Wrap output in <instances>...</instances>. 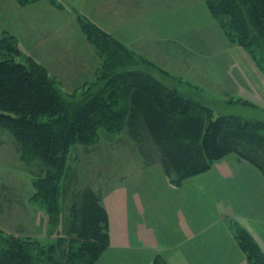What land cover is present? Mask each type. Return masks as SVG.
Masks as SVG:
<instances>
[{
  "label": "crops",
  "instance_id": "crops-1",
  "mask_svg": "<svg viewBox=\"0 0 264 264\" xmlns=\"http://www.w3.org/2000/svg\"><path fill=\"white\" fill-rule=\"evenodd\" d=\"M81 18L154 63L159 68L154 76L188 98L199 102L198 95L205 93L238 91L252 102L264 99L262 92L252 95L255 87L264 92L263 72L244 48L227 39L204 0H36L24 6L16 0H0V37L15 35L23 52L36 53L34 58L51 75L55 69L53 78L61 81L57 72L81 68L84 80L92 73L91 63L96 68L100 63L80 27ZM76 74L70 73L72 82H79ZM90 81L91 77L75 89ZM234 154L182 181L156 163L160 171L152 176V188L133 194L152 196L141 215L152 213V252L144 240L135 243L122 236L108 253L140 251L152 258V264L157 255L169 264H249L236 240L235 226L245 229L264 253V170ZM201 179L211 184L203 190L194 185L190 193L183 189ZM118 195L125 197L130 191L120 190ZM125 213L122 202L117 216L130 221Z\"/></svg>",
  "mask_w": 264,
  "mask_h": 264
},
{
  "label": "trees",
  "instance_id": "trees-1",
  "mask_svg": "<svg viewBox=\"0 0 264 264\" xmlns=\"http://www.w3.org/2000/svg\"><path fill=\"white\" fill-rule=\"evenodd\" d=\"M19 1L24 6L36 0ZM204 1L227 39L244 48L264 73L260 59L264 54V0ZM79 23L100 64L94 81L85 88L84 95L89 96L65 109L47 70L24 55L13 35L0 38V124L33 156L63 175L72 142L88 144L99 128L116 132L124 124L135 142L152 152V165L159 163L178 181L209 171L230 152L264 170V134L258 124L253 129L249 121L241 125L236 116L214 117L207 106L158 80L153 71L159 68L154 63L90 20L81 18ZM123 96L128 99L124 112ZM37 185L38 194L52 207L59 194L57 176ZM100 199L89 191L81 206L74 205L68 236L83 244L77 252L70 247L62 257L66 242L62 241L55 261L50 257L51 264H94L109 248V219ZM99 212L101 216H96ZM234 231L248 263L264 264V253L254 238L242 227L235 226ZM0 246V264H35V248L23 241L9 236L0 239ZM153 264L169 263L157 255Z\"/></svg>",
  "mask_w": 264,
  "mask_h": 264
},
{
  "label": "rangeland",
  "instance_id": "rangeland-1",
  "mask_svg": "<svg viewBox=\"0 0 264 264\" xmlns=\"http://www.w3.org/2000/svg\"><path fill=\"white\" fill-rule=\"evenodd\" d=\"M16 1L20 4L19 0ZM13 36L18 43L17 37ZM31 53L37 56L36 53ZM34 55L29 56L34 58ZM95 59L100 63L99 57H95ZM260 59L263 60L264 64V54L260 55ZM21 60L24 61L23 58ZM38 62L53 78L55 69L52 68L53 75H51L44 63ZM45 62L48 64L46 59ZM94 63H91L92 76L89 73L87 76L83 75L86 76L84 79L86 81L91 77L90 83L94 81L97 72ZM82 71L81 68L66 69L65 74H62L61 71L57 72L59 78L62 79L61 81L53 78L60 91L61 95L58 96L62 100L64 109L69 104L75 101H83L89 96L84 95L85 88L89 83L75 89L84 81L80 77ZM70 73H77L79 82H72ZM257 91L264 95L260 86L253 89L252 95H258ZM74 93L76 95H72ZM245 96L247 95H241L235 91L233 95H208L205 93V95H198V98H201L200 104L213 111L214 117H239L241 125L245 121H249L251 128L258 124L260 133L264 134V99L262 101L257 96L256 99L260 101L252 102L247 100ZM122 98L124 100L122 111L124 112L128 105V99H125V96ZM245 100L251 104H243L242 101ZM97 134L96 138L88 144L85 141L84 143L72 142L69 155L65 161V171L62 175L59 174V170L53 169L38 157L33 156L28 148L20 144L11 130L0 124V239L2 241V239L13 236L29 247L35 248L33 250L35 264H51L50 257H53V261H55V257L58 255V246L64 240L66 242L63 244L65 250L62 257L69 253L70 247H73L74 252L80 249L83 243L74 241L73 237H69L68 229L70 221L73 219L72 208L74 205L81 206L83 198L87 196L89 191L101 198L100 206L108 216L109 248L117 242H121L123 236V238L127 237L128 240L135 241V243L144 240L147 251L152 252V213L146 212L144 215L148 218L147 221L144 216H141L147 207H150L149 197L152 198V196L136 197L133 194L149 191L152 188V176L154 177L160 168L156 166L157 164L152 165V152H145L142 145L135 142L126 125L123 124L116 132L99 128ZM229 154L234 153L230 152ZM235 154L238 155V153ZM261 159L264 160L263 154ZM157 160V157L153 158V161L157 162ZM54 174L57 176L59 194L55 204L51 207L38 194L39 187L37 184ZM210 184V181L208 183L201 179L199 182H189L183 185V189L190 193L194 185H200L198 188L203 190ZM120 190L130 191L131 196L118 195ZM185 191L180 193L186 195ZM122 202H125V215L130 217V221L121 218L122 222L117 216V210L120 209ZM137 205L145 210L139 211ZM55 211L56 213H52ZM100 213L102 212L95 215L101 216ZM53 246L54 248H52ZM109 248L98 255L94 264H152V258L146 257L145 253H139L140 251L130 250V254L117 253V251L108 253ZM133 252L135 253L132 254ZM160 256L164 258L162 255ZM101 259L102 263L100 262Z\"/></svg>",
  "mask_w": 264,
  "mask_h": 264
}]
</instances>
